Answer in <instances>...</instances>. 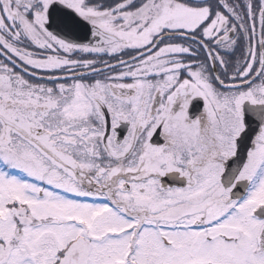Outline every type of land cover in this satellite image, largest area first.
I'll use <instances>...</instances> for the list:
<instances>
[{
  "label": "snow or ice",
  "instance_id": "1",
  "mask_svg": "<svg viewBox=\"0 0 264 264\" xmlns=\"http://www.w3.org/2000/svg\"><path fill=\"white\" fill-rule=\"evenodd\" d=\"M0 264H264V0H0Z\"/></svg>",
  "mask_w": 264,
  "mask_h": 264
}]
</instances>
